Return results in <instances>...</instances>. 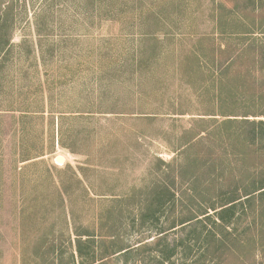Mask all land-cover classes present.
<instances>
[{"label":"rangeland","instance_id":"obj_1","mask_svg":"<svg viewBox=\"0 0 264 264\" xmlns=\"http://www.w3.org/2000/svg\"><path fill=\"white\" fill-rule=\"evenodd\" d=\"M254 48L264 0H0V264H264ZM191 54L193 86L169 68Z\"/></svg>","mask_w":264,"mask_h":264},{"label":"trees","instance_id":"obj_2","mask_svg":"<svg viewBox=\"0 0 264 264\" xmlns=\"http://www.w3.org/2000/svg\"><path fill=\"white\" fill-rule=\"evenodd\" d=\"M153 45L150 48V51H148V54H151V59H153V61L151 62V66H152V70L153 71H159L158 68H160V63H162V65H164L163 62H160V60H168L167 59V53L162 54V51L158 50V38H154L153 39ZM211 53L208 56L209 62H210V67H212L213 70H215L216 72H218V76L221 77L223 74L227 73L228 70L230 69V67H233V59L235 58L236 55H234L232 52L231 47H221V46H217L215 51L214 49H211ZM249 55H248V60H247V64L246 66L248 67V63H249V67L248 70L251 71L250 68L252 69H257L258 71H262L264 72V51L262 49H258L255 51V48L251 51L249 50ZM161 53L160 56H163L161 59L158 57L159 54ZM236 54V53H235ZM145 56V55H143ZM219 58V59H218ZM150 60V59H149ZM197 60L195 59V57L193 56V54L191 55H187L182 59H176V61L172 62L169 64V68H173L176 69L179 73H181V75H187L188 79L187 82L189 85L193 86L194 83L192 81V71L197 67L196 63ZM232 72L229 73L230 76L232 77ZM249 72L246 71L245 74H241V75H236L234 74L233 76V82L235 84L237 83H241L243 84V81L245 79V76L248 74ZM259 84H263L264 85V78L260 79ZM252 88V87H249ZM231 89H233V87L231 86ZM263 93H260L258 91H252V94H258L260 97L264 96V88L262 90ZM148 101V100H146ZM155 104H159V100L157 103ZM180 101L179 100H175V103L172 104V106H180ZM172 115H183V114H189L191 115V121H192V127H190V129L186 130V131H182V135H180V137L185 138L184 142L182 145L180 146H189V147H195V144H197V138H199V134H200V129L196 130L195 132H192V130H194V128L197 127V125L199 123H202L204 121H206V119H204L203 117H199V113H193L190 111H186L185 109H175L172 110L170 112ZM243 123H255V121H249L248 119H243ZM235 121H232V119L226 118L223 119L221 121H219L216 125H215V130H219L222 127H226L228 124H231ZM258 124H263L262 121H258ZM217 126V127H216ZM192 133V134H191ZM190 134V136H189ZM258 138L259 139H264V134L262 133V131H258ZM197 141V142H196ZM247 146L244 144H239L237 147H233L232 152L237 155L240 159H243L247 156ZM192 161H189L188 164H191ZM244 189H262V192H264V179H262L260 182H258L257 184L255 183V181H252L250 183H248L247 185L244 186ZM236 199H233L229 202H227L226 204H229V207H224L221 210H224L225 208H231L234 206L235 203L234 202ZM193 218V217H192ZM192 218H189L187 220H192Z\"/></svg>","mask_w":264,"mask_h":264},{"label":"water","instance_id":"obj_3","mask_svg":"<svg viewBox=\"0 0 264 264\" xmlns=\"http://www.w3.org/2000/svg\"><path fill=\"white\" fill-rule=\"evenodd\" d=\"M55 159L57 162H63L64 161V157L62 155H57Z\"/></svg>","mask_w":264,"mask_h":264}]
</instances>
